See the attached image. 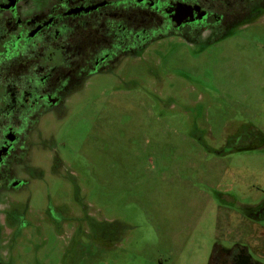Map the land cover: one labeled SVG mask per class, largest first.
<instances>
[{
	"label": "rangeland",
	"instance_id": "obj_1",
	"mask_svg": "<svg viewBox=\"0 0 264 264\" xmlns=\"http://www.w3.org/2000/svg\"><path fill=\"white\" fill-rule=\"evenodd\" d=\"M142 54L119 83L73 97L58 128L42 121L61 177L31 189L14 264H206L235 243L264 263V22L199 52L171 41ZM45 195L72 218L60 235Z\"/></svg>",
	"mask_w": 264,
	"mask_h": 264
},
{
	"label": "flooded vegetation",
	"instance_id": "obj_2",
	"mask_svg": "<svg viewBox=\"0 0 264 264\" xmlns=\"http://www.w3.org/2000/svg\"><path fill=\"white\" fill-rule=\"evenodd\" d=\"M260 19L264 0H0V264H14L13 242L31 227V189L46 185V172L61 177L62 159L48 146L52 136H41L42 121L58 128L78 103L73 97L95 82L120 81L155 44L178 42L199 52ZM33 150L47 151L46 165ZM44 204L46 221L60 235L72 218L47 195ZM88 218L83 214L77 225L89 227ZM206 264L264 263L235 243L214 244Z\"/></svg>",
	"mask_w": 264,
	"mask_h": 264
},
{
	"label": "trees",
	"instance_id": "obj_3",
	"mask_svg": "<svg viewBox=\"0 0 264 264\" xmlns=\"http://www.w3.org/2000/svg\"><path fill=\"white\" fill-rule=\"evenodd\" d=\"M263 205V209H264V201L262 202V203H260L258 206H256V208H260V206H262ZM253 211H254V209H253ZM251 209L249 210V212H246V211H244L243 212V214L246 216V217H248L249 219L250 218H252V219H254L255 220V218H254V216H253V214H252V212H253ZM260 212H264V210H262V211H260ZM261 215V217H260V219L259 220H261V218H262V214H260ZM96 226V225H95ZM89 227H90V229H91V231H92V234L95 236L96 235V233L93 231V229H92V227L94 228V224L92 223V224H89ZM96 238H97V236H95Z\"/></svg>",
	"mask_w": 264,
	"mask_h": 264
}]
</instances>
